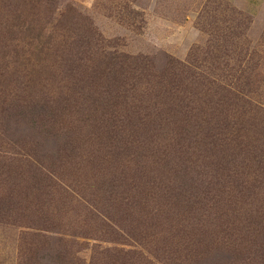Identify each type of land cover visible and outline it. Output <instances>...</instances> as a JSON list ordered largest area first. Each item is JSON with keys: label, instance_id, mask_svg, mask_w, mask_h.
I'll return each instance as SVG.
<instances>
[{"label": "rangeland", "instance_id": "rangeland-1", "mask_svg": "<svg viewBox=\"0 0 264 264\" xmlns=\"http://www.w3.org/2000/svg\"><path fill=\"white\" fill-rule=\"evenodd\" d=\"M0 264H264V0H0Z\"/></svg>", "mask_w": 264, "mask_h": 264}, {"label": "trees", "instance_id": "trees-1", "mask_svg": "<svg viewBox=\"0 0 264 264\" xmlns=\"http://www.w3.org/2000/svg\"><path fill=\"white\" fill-rule=\"evenodd\" d=\"M46 43H49V42H46ZM95 60H98L100 62V64L98 65V68L95 70V68L92 65H90L91 67L88 66V68L92 69V71H93L92 74L93 75H95V74L98 75V74H100L102 66L104 64V66H103L104 71L103 72H105L107 74V81H108L107 84L110 87H108L107 89H104L102 87H97V88H95L96 91H94V93H97L98 95H100V97L106 98V96L112 94L113 86L116 85L118 87L119 84H123V85L127 84L129 86L128 89L131 91L132 84L134 82L133 79H138V76L136 75V72L131 71L132 68H130L129 64L127 66H125V64L122 63L120 61V59L117 56H115L114 54L113 55L111 54L110 56L103 58V57H101L100 53H95L94 61ZM80 67H83V64ZM76 71H77V69H74V74H75ZM136 71L141 72V70H139L138 68H137ZM92 74L90 75L91 77H96L97 76V75L96 76H92ZM153 79L155 80V82L157 81V77H155ZM156 83L158 84V86L161 85V83H162V85L164 84V82H161V81L156 82ZM171 89H175L176 91H179L178 88H176L174 86L170 87V85L168 84V85H166V87L164 86V93L166 94V96H168V94L170 93ZM185 99L186 98L179 99L175 103L173 101L171 104H168V102H166V104H165L166 106L163 109V113H160V114H158V112H157L158 107L155 108V105L153 103L152 104V115H153V117H151V119L153 121L168 123L166 125H169V124L170 125L171 124L183 125L184 124L183 127H186V126L190 125V128L191 127H193V128L197 127V124H198V126H201L202 123H207V122H198L197 121L198 123L194 122L195 124H190L189 122H187V119H189V117L190 118H194L195 116L192 114L193 111H194L193 110L194 107L192 105H190L191 101H188L189 103H184ZM142 105H143L142 100H140L138 98L133 100V111H137L138 110V117H134V120L136 122H138L139 125H143L144 123H146V120H145L146 117H144V116H147V114H144L142 112V109L147 112V110H146L147 106L150 107L149 105H147V106H142ZM114 106H116V105H114ZM166 110H169V111H166ZM186 111L188 113L187 116L185 115ZM114 113H116V112L113 111L110 114V116H113V117L116 116V115H114ZM126 114H128V113L126 112L124 114H118V116L120 115L121 117L122 116L126 117ZM190 114H192V116ZM105 115H106V113H103L102 117H100V120H101L103 126L107 129V133L108 134L117 133L118 135H120V133L125 132V130H121V132L118 133L117 131L119 129V125H118V123H116L117 121L116 120L113 121L110 118H106ZM175 116H177V118H178L177 120L173 118ZM131 118H132V116L126 118V122H127L126 130L128 129L129 132L132 131L131 127H133V125H132L133 122L130 121ZM117 119H121V118H117ZM205 121H208L207 117L205 118ZM223 122H226V121H223ZM215 126L216 125H214L213 127H215ZM224 126L227 127L228 125H224ZM231 127H234V125L231 124ZM238 130H240V128H238ZM238 130H237L236 134L234 135L235 140L239 138ZM196 133H197V131H196ZM230 133H233V132H230ZM128 135H129V137L131 139L132 135L131 134H128ZM220 135H221L220 132H215L213 130L212 134L210 135V142L212 144V148L215 146V142L218 139H222L220 137ZM201 140L202 139L198 140V136L197 135L195 136V140L194 141L198 145H199V143H201ZM179 141L181 142V140H179ZM188 145L189 144L182 145L180 148H185ZM238 146H240V142L238 143ZM245 149L247 150V148H245ZM255 151L256 150H254V152ZM256 154L262 157L261 154H258V153H256Z\"/></svg>", "mask_w": 264, "mask_h": 264}]
</instances>
